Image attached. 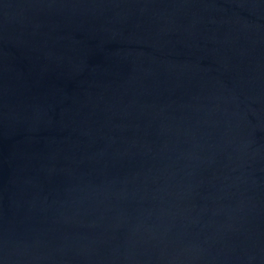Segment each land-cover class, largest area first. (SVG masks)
Listing matches in <instances>:
<instances>
[{"label":"water","instance_id":"95a60500","mask_svg":"<svg viewBox=\"0 0 264 264\" xmlns=\"http://www.w3.org/2000/svg\"><path fill=\"white\" fill-rule=\"evenodd\" d=\"M0 264H264V0H0Z\"/></svg>","mask_w":264,"mask_h":264}]
</instances>
